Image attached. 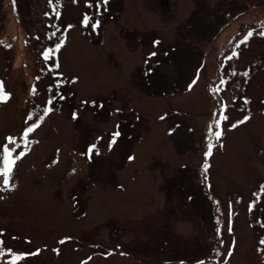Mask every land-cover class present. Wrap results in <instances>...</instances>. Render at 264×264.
I'll use <instances>...</instances> for the list:
<instances>
[{"label": "rangeland", "instance_id": "1", "mask_svg": "<svg viewBox=\"0 0 264 264\" xmlns=\"http://www.w3.org/2000/svg\"><path fill=\"white\" fill-rule=\"evenodd\" d=\"M77 1L25 0L20 8L0 0V156L7 145L18 157L7 188L0 176V244L11 261L264 264V28L244 35V49L225 52L230 115L211 150L208 183L196 175L215 53L230 46L238 24L263 19L264 0ZM88 2L114 15L95 39L80 23ZM159 49L161 64L150 55ZM146 55L154 83L137 76ZM111 91L105 121L89 107L79 119L66 114L79 98ZM117 109L130 112L133 135L126 130L110 147ZM82 137L107 154L90 171L75 149Z\"/></svg>", "mask_w": 264, "mask_h": 264}, {"label": "snow or ice", "instance_id": "2", "mask_svg": "<svg viewBox=\"0 0 264 264\" xmlns=\"http://www.w3.org/2000/svg\"><path fill=\"white\" fill-rule=\"evenodd\" d=\"M52 2V0H50V3ZM104 3L107 4V0H104ZM91 6V5H89ZM88 17L85 16L83 23L87 24L88 22ZM249 36L252 35L251 32L248 33ZM261 35H264V33H261ZM57 48H59V45H57ZM235 54V53H234ZM151 56H155L156 53H151ZM45 58L47 59V54L45 55ZM231 58V57H229ZM246 75V74H245ZM7 99V97L4 95L3 93V84L0 83V100H4ZM224 119H227V117H224ZM247 119V117H245V120ZM244 121H241V123H243ZM236 125H233V127H235ZM217 127H218V123H217ZM212 126L210 125V131H209V135L212 136L214 135L215 137L219 138V136L221 135V133L219 131L216 132H212L211 130ZM33 130V128H29L26 132H25V136H27L28 132H31ZM119 135V133H114L113 134V139L110 142V147L111 144H114L116 142V137ZM9 143H15L11 138H9ZM212 144L209 143L208 144V152L206 153V155H211V149H212ZM95 148V145L90 146L88 149V153H92L93 150ZM14 149H10L7 145L2 146V156H0V158H2L3 160V167H0V176L3 177V185L5 188H7V186L9 185V179H10V173L12 171V167L15 164V159L18 157H13L12 153H13ZM131 159V158H130ZM61 243H63V241H61ZM262 243H264V241H262Z\"/></svg>", "mask_w": 264, "mask_h": 264}, {"label": "trees", "instance_id": "3", "mask_svg": "<svg viewBox=\"0 0 264 264\" xmlns=\"http://www.w3.org/2000/svg\"><path fill=\"white\" fill-rule=\"evenodd\" d=\"M216 83V81L214 80V79H212L211 81H210V84L211 85H213V84H215ZM211 98L213 99V103H214V106H217L218 105V101L215 99V97H214V95L211 93Z\"/></svg>", "mask_w": 264, "mask_h": 264}]
</instances>
